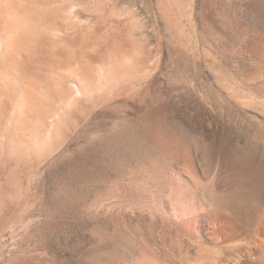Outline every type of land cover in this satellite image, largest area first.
<instances>
[{"label": "rangeland", "instance_id": "rangeland-1", "mask_svg": "<svg viewBox=\"0 0 264 264\" xmlns=\"http://www.w3.org/2000/svg\"><path fill=\"white\" fill-rule=\"evenodd\" d=\"M47 1L92 90L65 89L44 154L0 138V264H137L130 220L175 172L264 215V0Z\"/></svg>", "mask_w": 264, "mask_h": 264}, {"label": "bare ground", "instance_id": "bare-ground-1", "mask_svg": "<svg viewBox=\"0 0 264 264\" xmlns=\"http://www.w3.org/2000/svg\"><path fill=\"white\" fill-rule=\"evenodd\" d=\"M49 2L0 0V138L18 152L44 154L57 133L52 107L64 100L67 87L73 99L92 90L81 62L67 59L58 28L52 44ZM190 176L175 172L164 198L158 188L140 199L137 224L130 220L131 235L139 241L137 264H264V215L252 194L215 178L205 184Z\"/></svg>", "mask_w": 264, "mask_h": 264}]
</instances>
